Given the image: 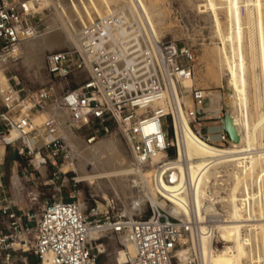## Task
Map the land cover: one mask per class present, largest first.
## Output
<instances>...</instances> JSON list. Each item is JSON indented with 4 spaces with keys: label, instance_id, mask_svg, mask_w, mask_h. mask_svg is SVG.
Returning <instances> with one entry per match:
<instances>
[{
    "label": "built area",
    "instance_id": "obj_1",
    "mask_svg": "<svg viewBox=\"0 0 264 264\" xmlns=\"http://www.w3.org/2000/svg\"><path fill=\"white\" fill-rule=\"evenodd\" d=\"M33 14L19 1L0 0L2 62L17 60L21 42L37 35ZM191 62L188 49L158 38L150 29L147 33L140 27V20L124 8L97 17L82 27L74 48L47 57L50 83L32 91L21 87L5 90L0 141L3 147L20 143L18 155L35 153L42 157L41 165L48 162L55 166L51 158L68 156L59 121L50 110L55 107L65 110L69 121L78 129L87 131L88 144L99 134H111L113 125L124 139L135 166L141 171L149 169L154 182L165 177V173L160 165L153 163V158L160 153L167 157L169 148L175 147L174 121L181 105L192 126L206 96L201 89L186 91L182 87V80L192 77ZM72 76L80 78L74 88L53 82ZM188 96L190 108H186L183 100L179 102V98ZM42 114L46 116L38 124L36 117ZM11 131L17 133V138L8 141L6 136ZM40 134L47 141L31 149L28 141L37 144ZM199 136L211 143L208 136ZM217 136V146H224L230 140L222 126ZM42 148L48 155L41 154ZM225 169L220 167L221 176L209 184L206 190L209 201L217 202L224 197L215 188L229 184ZM4 189L0 174V216L8 220V233H0L2 264H11V253L16 250L35 256L36 264H42L45 256L50 257L51 264H98V256L104 252L102 243L97 244L100 238L107 233L118 238L128 229L134 256L119 261L117 255L115 264H201L199 253L192 247L184 258L178 256V250L187 245L188 236L196 231L193 208H190L191 221L175 219L165 209L150 203V215L135 220L113 211L88 215L77 202L62 198L46 202L36 211L33 205L38 197L32 195L17 214L13 202L4 198ZM212 216L217 217L207 216L204 222L209 229L214 223ZM92 228L99 233L97 239L88 236ZM15 240L20 243L17 249L13 247Z\"/></svg>",
    "mask_w": 264,
    "mask_h": 264
},
{
    "label": "bare ground",
    "instance_id": "obj_2",
    "mask_svg": "<svg viewBox=\"0 0 264 264\" xmlns=\"http://www.w3.org/2000/svg\"><path fill=\"white\" fill-rule=\"evenodd\" d=\"M224 1H227L226 8L230 14L225 33L222 32L214 0H206V6L211 11V18L219 40L217 51L218 77L223 75L226 80V93L224 94V99L221 100H223V107L227 112L226 116L229 118L236 136L235 140H230L228 147H217L215 144L206 142L198 133H194L186 112L181 105L178 111V119L174 121L173 145L176 148L175 157L168 158L165 153H160L153 158V163L157 166L160 165L161 170L165 173V177L156 178L153 182L150 170L141 171L134 166L135 164L129 163L124 155V148L116 136L110 140H102V142L93 146H87L81 138L75 135L65 114L58 108H51V113L59 121L60 135L64 137L70 152L84 156L87 160L96 159L97 161H92V167L90 165L93 172L96 170L94 173H88L86 164L81 163L82 161L74 165V169L77 172L76 182L89 184L105 182L109 186L112 185L113 189L118 193L117 195L120 194L125 203L129 202L127 209L131 213L136 210L141 211L144 201L148 199L152 205H158L165 209L173 218L192 221L193 217L190 208H193L196 231L193 230L191 232L190 238L192 248L199 253L201 264H246V262H257L261 260L260 253L258 251L255 256L252 242L254 244L256 242L258 245L263 240L261 232L256 230L258 226L264 227V212L257 214V196L253 185L257 173L264 171V148L258 146L252 139L248 115V68L246 65L247 49L243 46V20L245 17L248 19L249 28L247 31H249L248 35L252 38L256 21L259 23L262 14H264V1L246 0V2L244 1L246 5H243L244 2L241 0ZM19 2L27 10L41 9L35 8L32 5L33 2H27L26 0ZM42 2L43 5L46 4L45 0ZM50 3L54 5V11L56 9L57 12L55 14L57 16L52 18L49 27H56L57 29H51L45 34L25 39L19 46L26 63H30L37 68L36 70L42 65L46 50L50 51L54 48L69 46L71 43L77 45V35L84 25L97 17H103L119 9H126L130 16L140 20L142 29L147 33L150 29L157 36L154 19L157 11L148 9L143 0H51ZM251 5L252 7L247 12H244L243 8ZM255 14L256 17L254 16ZM263 39L264 36H259L260 44ZM249 47L250 50H254L252 42ZM251 60L254 63L253 65H255L256 58L254 55ZM190 82L191 78L183 79L181 82L182 87L190 86ZM7 89H10V85L4 73V68L1 67L0 95H2V98ZM189 90L190 87L186 89V91ZM207 95L209 105L199 108L200 117L218 116L221 109L219 94L217 92H208ZM167 96L170 97V93H167ZM256 99L258 102L257 95ZM182 100L186 106L184 98H179L180 103ZM157 104L164 107L163 102ZM63 111L67 114L65 110ZM45 116V114L37 116L36 122L39 124ZM73 126L77 129L74 124ZM263 130L264 116L259 120L257 126L259 134ZM38 136L42 140L44 137L45 141H47L46 136L42 134ZM16 138L17 133L15 131H11L10 135L6 136L8 141H13ZM45 141L39 142L41 144ZM28 142L31 149L39 146L37 144L34 146L35 143L31 139ZM39 157L41 165L42 157ZM223 166L226 167L224 172L230 182L226 189V196L222 198L229 205L224 210V214L221 215L216 210L215 202L209 201L206 190L213 179L221 176L219 168ZM234 181H236L237 186L231 190L230 188L233 186ZM233 191H237L240 197L237 198ZM203 201L208 204L204 205ZM211 215L222 217L215 220L212 224V229H209L203 223L207 219L206 217ZM217 221L220 222L217 223ZM246 227L250 228V233L242 236L240 229ZM215 232L220 234L223 237L222 242L226 243L221 249L213 248L212 237ZM97 235H99L98 231L93 228L88 234L91 239H97ZM120 238L125 246L129 260L135 253L134 246L130 241L129 229L120 234ZM18 247H20V243ZM182 248L178 250L180 258H184L190 249V247H187V249ZM42 264H51L50 257L45 256Z\"/></svg>",
    "mask_w": 264,
    "mask_h": 264
},
{
    "label": "rangeland",
    "instance_id": "obj_3",
    "mask_svg": "<svg viewBox=\"0 0 264 264\" xmlns=\"http://www.w3.org/2000/svg\"><path fill=\"white\" fill-rule=\"evenodd\" d=\"M26 1L33 2L32 5H34L35 8H41L32 10L34 12L32 23L36 28L37 35L45 34L51 29H57L56 27H49L51 25L52 18L57 16V14H55V12H57L56 9L54 11V5L50 3L51 0H45L46 4L44 5L42 2L43 0ZM143 1L147 5L148 9L157 11V15L154 16V19L156 23L155 28L158 38L164 41L173 42L178 47H185L190 51L192 55V62L190 63V65L192 66L193 74L191 77L190 86L187 85L184 87V89L186 90L188 89V87H190V89L196 88L203 90L206 96L203 101L202 107H207L209 105L207 95L208 92H217L219 94L221 104L219 115L205 118H195V120L192 122L191 127L194 133H198L203 137L208 136L211 144H215V146H217V144H219L217 135L222 126L221 120L226 116L227 113L225 108L223 107V100H221L225 97L224 94L226 93V80L225 76L223 75L218 77L217 51L219 40L214 22L211 18V11L209 7L206 6V0ZM241 1L246 2V0ZM245 2L243 3V5H246ZM250 3L252 4V2ZM214 6L218 14L222 32L225 33L228 27V22L230 20V14L228 13V10L226 8L227 1L214 0ZM250 7H252V5L249 7L245 6V8H243L244 12H247ZM254 16L256 17V14ZM245 19L246 17L243 20V46L247 49L246 65L248 68V115L251 124L252 139L258 146L264 148V130L261 131L260 134L257 131L259 120H261V118L264 116V39L261 40V44L259 43V36H264V14H262L259 23H257L256 21L252 38L250 37V35H248L249 31H247L249 28V21L248 19ZM251 42L254 45L253 51L250 50L249 47ZM74 47L75 44L71 43V45L69 46L54 48L50 51L46 50L43 56V63L42 65H40L38 70H36L37 68L33 67L30 63H26V60L23 58L22 51L20 52V57L15 61L6 60L2 62L0 60V64H2L0 65V68H4V73L8 78L10 88L16 89L21 87L26 91L36 90L51 82V78L47 72L46 67L47 57L51 53L70 50ZM253 55L256 58L255 65H253L254 63L251 60V57ZM79 81L80 78L78 76H72L67 80H56L53 82L57 86L62 85L67 88H74ZM256 95L258 97V102L256 99ZM187 98L189 99V102ZM184 100L187 104L186 108H190L192 106L190 97H185ZM2 111H4V103L2 95H0V112ZM61 111L68 119L67 114L63 110ZM69 124L73 129L75 135L81 138V140L85 144H87V146H93L99 142H102V140H110L111 138L116 136L120 140L124 148L125 157L130 164L134 165V161L130 156L124 139L113 125H111V134H99L93 143L88 144L86 142L87 131L84 129H76L70 121ZM168 132L170 138L171 132L169 129ZM37 138L40 139V142L45 141L44 137L43 140L39 136ZM62 138L66 147L68 148V156L63 157V155H59L55 159L51 158V161L56 162L55 166L50 165V163L48 162L46 165H40V157L37 154L35 155V153H33L31 156L18 155L17 151L20 147V143L2 147L3 144L0 141V156L2 160V168L6 175L5 177L9 181V184L12 178H15L13 179L14 183L16 182L15 186L16 188L21 189V193H23V195L27 193L29 197L32 195L40 197L39 206L44 202H51L62 198L64 200H73L77 202L82 210L88 215L94 212L103 215L106 211L110 213L111 211H113L114 213H118L122 216L135 220L146 219L150 215V201L148 199L144 201L141 211L136 210L134 211V213H131L127 209L129 202L125 203L123 197L120 194L117 195L118 193L113 189L112 185L109 186L105 182H100L98 184L76 182L77 172L74 169V165H77L82 161L81 163H83L84 165L86 164V171L88 173H92L93 170L90 168V165L92 167V161H96V159L87 160V158H84V156L80 155V157L77 153L76 155L75 152H70V149L67 146V143L65 142L63 136ZM40 142L37 143V145H41L42 143L40 144ZM229 142L225 143L224 146L217 147H228L230 145ZM35 145L36 144H34V146ZM40 152L41 154L48 155V152L44 148L40 149ZM167 157H175V147L169 148ZM94 172H96V170H94ZM226 179L230 181L228 177H226ZM235 186H237L236 181H234V184L230 189L232 190V188H234ZM227 187L228 185L216 187V193H220L221 196H226ZM253 187L254 192L257 196V214H260L264 212V171H260L257 173V175L255 176ZM231 190L230 192H232ZM233 193L237 198L240 197V194L237 191H233ZM204 203L205 202L203 201V204ZM207 204L208 203H205L204 205ZM228 205V202L225 203L223 199L215 202V206L217 208L216 210L221 215L224 214V210L227 209ZM35 210L39 211L38 205ZM211 219L215 221L219 218H213L212 216ZM219 222L220 221H217V223ZM203 225L205 226L204 223ZM256 231L261 232L263 240L258 245L256 242L255 244L254 242H252V249L255 256L259 251L261 260L254 263L246 262V264H264V227L258 226V229ZM240 232L241 235L244 236L246 233H250V228H241ZM222 240L223 237L215 232L212 237L213 248L221 249L222 246L226 244L223 243ZM17 241L18 240L13 241V247L15 249L19 245ZM112 241L113 234L107 233L104 234L97 242V244L102 243L104 247V252L102 254H99L98 256V264H111V253L113 256H116V254L119 255L118 253L124 250V245L121 241V238V244L118 246H115ZM183 247L185 249H187V247H192L190 236H188L187 245ZM11 254L13 256L10 260L11 264H24L21 258V256H23L24 254L20 250H16ZM125 260H128L127 255L124 261ZM36 263H38V259H36Z\"/></svg>",
    "mask_w": 264,
    "mask_h": 264
},
{
    "label": "crops",
    "instance_id": "obj_4",
    "mask_svg": "<svg viewBox=\"0 0 264 264\" xmlns=\"http://www.w3.org/2000/svg\"><path fill=\"white\" fill-rule=\"evenodd\" d=\"M0 174L2 175V180H3V183H4V187H5V193H4V198H6L8 201H12L13 204L15 205L14 207V210L17 212V214H20V211L19 210H22L24 209V207L29 203V195L21 193V189H18L16 188L14 180L15 178H12L10 184H9V181L8 179L5 177V173H4V170L2 168V160H1V156H0ZM17 181V180H16ZM38 197V200L34 203L33 207L34 209L37 208V205L38 207H41L42 205H44L46 202L42 203L40 206H39V201H40V197ZM3 202V201H2ZM7 226H8V220L6 217L4 216H0V233H8V229H7ZM113 244L116 246L120 245V236L117 238L115 235H113ZM124 245V244H123ZM17 249V247H16ZM24 255L21 256L22 258V262H24V264H36V257L33 256L32 254L30 253H23ZM120 255H118V259L119 261H124L127 253H126V250H125V246H124V250L120 251L118 253ZM117 257V254L116 256H113L112 253H111V264H115V258ZM128 257V256H127ZM0 264L1 261H0Z\"/></svg>",
    "mask_w": 264,
    "mask_h": 264
},
{
    "label": "water",
    "instance_id": "obj_5",
    "mask_svg": "<svg viewBox=\"0 0 264 264\" xmlns=\"http://www.w3.org/2000/svg\"><path fill=\"white\" fill-rule=\"evenodd\" d=\"M200 115H201V113H200V111H198L197 116L200 117ZM221 123H222V128L226 132V134L228 135L229 139L235 140L236 139L235 132H234L233 127L230 124L229 118L227 116H225L221 120Z\"/></svg>",
    "mask_w": 264,
    "mask_h": 264
}]
</instances>
